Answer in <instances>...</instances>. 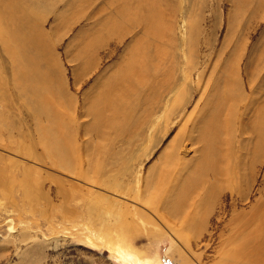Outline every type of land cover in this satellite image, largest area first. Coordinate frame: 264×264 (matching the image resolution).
I'll use <instances>...</instances> for the list:
<instances>
[{
	"label": "rangeland",
	"instance_id": "1",
	"mask_svg": "<svg viewBox=\"0 0 264 264\" xmlns=\"http://www.w3.org/2000/svg\"><path fill=\"white\" fill-rule=\"evenodd\" d=\"M70 13L0 61V264H264V0Z\"/></svg>",
	"mask_w": 264,
	"mask_h": 264
},
{
	"label": "crops",
	"instance_id": "2",
	"mask_svg": "<svg viewBox=\"0 0 264 264\" xmlns=\"http://www.w3.org/2000/svg\"><path fill=\"white\" fill-rule=\"evenodd\" d=\"M52 1L51 12L54 23L50 30L51 37H49L48 28L47 31L43 28L46 15L40 8L45 6L48 0H0V15L8 20L0 26V61L14 62L22 58L40 59L43 56L39 55L43 54L39 51H43L44 44L51 48L54 59L58 60L57 53L54 51L57 43L56 35L59 33L61 36L65 29L68 34L72 29L70 8L73 0ZM40 37H43L45 41Z\"/></svg>",
	"mask_w": 264,
	"mask_h": 264
},
{
	"label": "bare ground",
	"instance_id": "3",
	"mask_svg": "<svg viewBox=\"0 0 264 264\" xmlns=\"http://www.w3.org/2000/svg\"><path fill=\"white\" fill-rule=\"evenodd\" d=\"M137 223H138V222H137ZM123 228H124V230H125V228H126V230L129 229V227L127 226V223L123 222ZM117 247H118V246H117ZM119 252H120V251H119ZM120 253H121V252H120ZM123 257H125V258H129V257L126 256V254L123 255ZM243 258H244V257H243ZM136 259L139 260L140 264H147V261L144 260V259H142V258H140V257H136ZM247 262H248V261H247Z\"/></svg>",
	"mask_w": 264,
	"mask_h": 264
}]
</instances>
